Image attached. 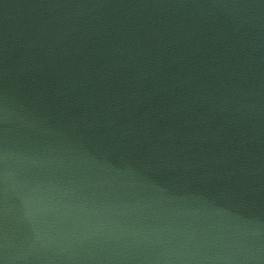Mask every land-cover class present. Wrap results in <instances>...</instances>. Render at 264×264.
<instances>
[{
  "label": "water",
  "instance_id": "95a60500",
  "mask_svg": "<svg viewBox=\"0 0 264 264\" xmlns=\"http://www.w3.org/2000/svg\"><path fill=\"white\" fill-rule=\"evenodd\" d=\"M0 264H264V0H0Z\"/></svg>",
  "mask_w": 264,
  "mask_h": 264
}]
</instances>
